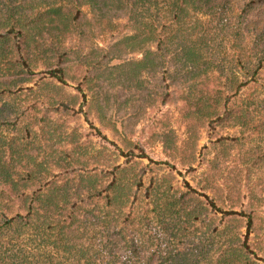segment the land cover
Here are the masks:
<instances>
[{"label": "trees", "instance_id": "trees-1", "mask_svg": "<svg viewBox=\"0 0 264 264\" xmlns=\"http://www.w3.org/2000/svg\"><path fill=\"white\" fill-rule=\"evenodd\" d=\"M263 70L264 0H0V264H264ZM173 97L157 161L132 130Z\"/></svg>", "mask_w": 264, "mask_h": 264}, {"label": "rangeland", "instance_id": "rangeland-1", "mask_svg": "<svg viewBox=\"0 0 264 264\" xmlns=\"http://www.w3.org/2000/svg\"><path fill=\"white\" fill-rule=\"evenodd\" d=\"M243 2V1H242ZM241 2V3H242ZM240 1H238L236 4L239 5ZM100 41V40H99ZM100 43H103L100 41ZM130 57L137 56L136 54L129 55ZM127 58V54L124 56ZM260 82L263 84L264 88V70L261 71V75L259 77ZM155 83L153 80L151 81ZM102 86L104 87L103 90L108 91L111 99H117V101L112 102L111 101V109H109L107 115H114L115 110L119 113L123 114L125 117H127V85H121L117 82L115 79L112 82H110V79L107 81H104L102 83ZM126 100V102H125ZM121 103V104H119ZM183 107L182 103L178 102L174 97L168 101L165 104H159L155 105L153 107H149L146 109L142 119L134 125V128L132 130L134 139L137 140V142L140 144V146L144 149L147 157L152 158L157 161H171L169 158H167L163 147L158 142H150L147 138L151 131V125L158 119H170L172 122V128L175 131L176 139L179 144H182L183 140H185L187 133L185 132V122L183 119ZM91 123H93L94 126L99 127V124L94 120L91 119ZM79 130L84 133L85 137L88 139H91L93 143L96 145H106L109 150H114L113 145L111 142L103 139L101 136L97 135L96 131L93 130L89 124L88 121L84 119V117H81V125L79 126ZM236 128L233 127H224L220 128L217 126L214 131L206 130V128L202 129L200 131V139L198 141V147L200 150H202V145L207 144V141L210 136L214 135H233L236 131ZM101 132L109 139L112 140L111 132L106 129H101ZM147 135V136H146ZM121 159V158H120ZM144 163H147V158L143 159ZM172 162V161H171ZM165 170L169 169L167 165H162ZM175 170H177L176 173V185L180 187H184V180H187L191 184H195L196 181V173L186 171L185 168L179 167V165L175 166ZM264 206V205H263Z\"/></svg>", "mask_w": 264, "mask_h": 264}]
</instances>
